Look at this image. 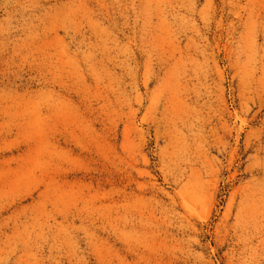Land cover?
I'll list each match as a JSON object with an SVG mask.
<instances>
[{
	"label": "rangeland",
	"instance_id": "obj_1",
	"mask_svg": "<svg viewBox=\"0 0 264 264\" xmlns=\"http://www.w3.org/2000/svg\"><path fill=\"white\" fill-rule=\"evenodd\" d=\"M0 264H264V0H0Z\"/></svg>",
	"mask_w": 264,
	"mask_h": 264
}]
</instances>
